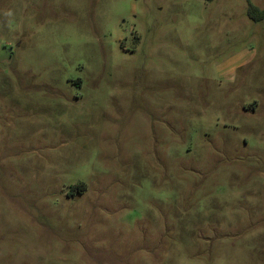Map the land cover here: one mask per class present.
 <instances>
[{"label":"rangeland","instance_id":"rangeland-1","mask_svg":"<svg viewBox=\"0 0 264 264\" xmlns=\"http://www.w3.org/2000/svg\"><path fill=\"white\" fill-rule=\"evenodd\" d=\"M0 264H264L247 0H0Z\"/></svg>","mask_w":264,"mask_h":264},{"label":"trees","instance_id":"trees-1","mask_svg":"<svg viewBox=\"0 0 264 264\" xmlns=\"http://www.w3.org/2000/svg\"><path fill=\"white\" fill-rule=\"evenodd\" d=\"M248 1V16L253 21H262L264 20V9L259 8L258 6L254 5L251 0Z\"/></svg>","mask_w":264,"mask_h":264}]
</instances>
